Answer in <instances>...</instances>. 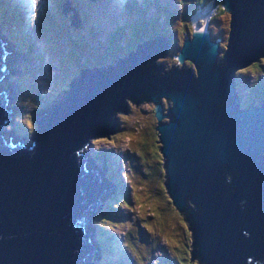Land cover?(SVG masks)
<instances>
[{
    "label": "water",
    "instance_id": "95a60500",
    "mask_svg": "<svg viewBox=\"0 0 264 264\" xmlns=\"http://www.w3.org/2000/svg\"><path fill=\"white\" fill-rule=\"evenodd\" d=\"M220 8L229 14L220 61L203 28L184 35L175 53L193 72L162 71L153 60L164 41L145 39L112 66L80 70L56 107L34 118L28 148L0 135V264L88 257L81 224L109 186L82 168L80 154L108 134L123 97L153 100L162 186L187 219L189 255L203 264H264V104L238 108L234 93L235 71L264 56V0H220ZM3 53L0 46V75ZM159 97L169 102L165 114ZM4 100L1 90L0 124Z\"/></svg>",
    "mask_w": 264,
    "mask_h": 264
},
{
    "label": "rangeland",
    "instance_id": "374dc122",
    "mask_svg": "<svg viewBox=\"0 0 264 264\" xmlns=\"http://www.w3.org/2000/svg\"><path fill=\"white\" fill-rule=\"evenodd\" d=\"M157 1L143 7L142 0H0L1 13L5 11L4 5L9 3L14 10L7 7L8 18L11 14L15 17V20L10 19L9 26L5 25L6 21L1 20L0 23V41L4 43L6 38L2 46L9 50L5 60L6 72L0 76V90H4L7 98L3 108L9 109L11 118L2 127L4 132L13 139L25 138L28 142L35 133L34 116L59 102L64 91L68 90L70 80L73 82L77 78L80 68H103L126 58L128 46H135L136 41L141 42L142 36H153L166 24L169 30L163 29L158 34L165 38L166 43L162 42V54L154 58V63L160 65L164 72L170 66L185 67L193 72V64L188 60L182 64L176 62L175 53L182 37L194 30L190 18L195 12L202 13L201 9L209 3L216 8L209 18L206 14L208 11L202 13L207 18L205 29L203 25L202 28L211 39L214 37L217 41L216 62L220 61L229 14L219 9L218 0ZM124 3L140 6V17L137 11L130 12L133 24L125 26L122 22H126L124 19L128 12L122 10ZM195 3L197 5L194 8ZM183 4L185 6L181 8ZM190 9L193 15L187 17L186 13ZM36 13V20L49 13L54 19L53 23L49 22V18L48 22L43 21L41 29L38 23L33 24ZM137 22L140 28L133 34L132 28ZM47 23L51 28L49 33L44 34ZM94 54L98 55L94 57ZM235 78L238 107L249 105L250 102L264 104L263 83L260 87H256L255 81L252 83L253 78H256V83L264 79L258 74L257 67L249 64L239 68L235 71ZM240 78L250 91L238 88L237 79ZM159 101L165 114L169 102L165 97H160ZM123 103L124 111L114 113V130L108 132L111 135L91 138L84 149V156H89L92 162L88 166L95 165L103 172L105 170L103 176L116 175L123 182L125 193L122 205L119 198L116 201L109 195L103 197L97 211L92 213L91 221L89 218L92 214L86 218V222L89 220L87 232H95L91 240L100 247L98 253L93 254L91 262L200 264L189 255L191 239L187 219L170 203L162 186V170L157 169L156 162L160 165V160H157L159 152L156 120L152 112L154 105L144 99L132 104L123 98ZM166 120L165 116L160 119L161 122ZM137 128L139 131H134ZM146 129L149 134H154L152 141L146 142L142 138V132ZM7 135L2 136L4 141L8 140ZM104 158L106 163L100 167ZM108 199L121 208L113 209L110 204H105ZM125 205L126 209L123 207ZM87 214L85 209L83 216Z\"/></svg>",
    "mask_w": 264,
    "mask_h": 264
},
{
    "label": "trees",
    "instance_id": "16d2710c",
    "mask_svg": "<svg viewBox=\"0 0 264 264\" xmlns=\"http://www.w3.org/2000/svg\"><path fill=\"white\" fill-rule=\"evenodd\" d=\"M66 1H71V0H66ZM197 1V0H196ZM219 1V0H218ZM127 2V1H126ZM149 2H154V3H157L158 1L157 0H151V1H148V0H142V3H143V7H146V6H148V3ZM186 4H189V2H187L186 1ZM10 4L9 3H6L4 6H5V11H3L2 13H1V11H0V23H1V20H3V21H6V26H9V24L11 23L10 22V19H13V20H15V17H13V15L11 14V17H9L8 18V15H7V13H9V12H6V9H7V7H11V6H9ZM195 5H197L196 3H195ZM184 6H185V4H183V6L181 7V8H184ZM194 6V5H193ZM193 8V7H192ZM191 8V9H192ZM11 9H12V11L14 10V7H11ZM191 9L190 10H188L187 11V13H186V16H187V14L191 11ZM220 9V8H219ZM122 10L123 11H125V12H128V15L126 16V19H124L126 22H122V25L123 26H125V25H128V24H133L132 22H131V19H132V16H130V12H138V16L140 17V6H138V5H134V3H132V4H128V3H124L123 4V6H122ZM221 10V9H220ZM11 11V12H12ZM36 18H38L37 17V13H36V15L34 16V18H33V24H35V23H38V27L40 26V28L42 29V27L44 26V24H43V21H45V22H48V20H49V18H50V20H49V22L51 21L52 23H53V21H54V19H51V17H50V15H49V13H45V15H43L42 17H41V19L39 20H36ZM44 18V19H43ZM43 24V25H42ZM142 27H143V23H142ZM50 26H49V24L47 23L46 24V27H45V30H47V31H45L44 32V34L45 33H49V30H50ZM140 28V24L137 22L136 23V26L135 27H133L132 28V30H134L132 33L134 34L135 32H136V30L138 31V29ZM145 28V27H144ZM161 29H160V31H155L154 32V35H158L159 33H161L162 32V30L163 29H166V30H169V26H168V24H166V25H164V26H161L160 27ZM31 30H32V23H31ZM34 30H35V28H34ZM36 31V30H35ZM38 32L39 33H41L40 32V30L38 29ZM153 37V36H152ZM14 38V37H13ZM142 38L143 39H145V38H148L147 36H142ZM149 38H151V37H149ZM163 39H164V37H162ZM214 37H212V39H213ZM142 41V40H141ZM137 43V41L135 42V44ZM133 47H135V46H128L127 47V50H126V52H128V51H130V50H132V49H134ZM98 54H94V57H96ZM89 56H91V55H89ZM158 65V64H157ZM250 65L251 66H254V67H257L258 68V74L260 75V76H262V78H264V56H262V57H260V58H258V60H256V61H254V62H252V63H250ZM93 67H96V66H93ZM81 69H90V71L92 72V68H87V67H83V68H80L79 70H81ZM79 70H78V72H79ZM256 78H253L252 79V83H253V81H255V84H256V87H260V86H262V83H263V88H264V79H261V81L260 82H257L256 83V80H255ZM238 81H239V84L237 85V86H239L238 88L240 89H246V88H248L247 87V85H245L244 84V81L242 80V78H240V80L239 79H237ZM72 81V79L70 80V82ZM251 83V84H252ZM68 84H70V83H68ZM251 84L249 85V89H250V87H251ZM235 86V85H234ZM240 89V90H241ZM248 89H246V91H247ZM248 91H250V90H248ZM234 93H235V96L236 97H238L239 95H238V93H236L235 92V90H234ZM34 118H35V116H34ZM35 120V119H34ZM35 125V124H34ZM34 125H33V127H34ZM35 128H36V126H35ZM134 131H139V128H137V129H134ZM117 134V133H116ZM111 134H108V136H110ZM145 138V140H146V142H148V141H152L153 140V138H154V134H149L148 133V130L146 129V130H144L143 132H142V138ZM149 137V138H148ZM157 151H158V146H157ZM159 154H158V156H157V160L159 161L160 160V165L156 162V164H157V166H158V168L157 169H159V168H161V170H162V172H161V174L163 173V168H162V161H161V158L159 159ZM107 160H109L108 158H106ZM143 162V161H142ZM105 163H106V161H105V158H104V160H101V163H100V165H105ZM144 163V162H143ZM105 167V166H104ZM129 168V167H128ZM107 169V168H106ZM104 172H105V170H104ZM133 175V173H131V175L130 176H132ZM107 179H109V177H110V179H112L113 180V182L115 183L116 182V185H115V189H117V191L115 192V189L113 190V192L112 193H110L109 194V197L110 198H113V200L114 199H116V201H117V199L119 198V201L121 202V205H122V202L124 201V198H125V193H124V184H123V182H121L118 178H117V176L116 175H112V176H105ZM115 178H117V179H115ZM115 179V180H114ZM163 179V178H162ZM110 181V180H109ZM115 193V194H114ZM114 194V195H113ZM120 194L123 196H120ZM113 195V196H112ZM108 197V198H109ZM105 204H110V206H111V208H116V209H118V208H121V206H118V205H113V203H112V201H110L109 199L108 200H106L105 201ZM125 209L127 208L126 207V205L125 206H123ZM110 208V209H111ZM104 209H106V205H105V208ZM175 209V208H174ZM95 224V223H94ZM95 226L97 227V225L95 224ZM133 227H135V226H133ZM190 237V236H189ZM112 238H114V236L112 237ZM100 248V247H99ZM110 253H111V251H110ZM190 259V258H189ZM194 259H197V258H194ZM167 261V260H166ZM165 261V262H166ZM122 262V261H121ZM121 262H119L118 264H121ZM169 262H171L170 260H169ZM176 262V261H175ZM172 263V262H171ZM103 264V263H102ZM152 264H156V262H153ZM172 264H178V262H176V263H172Z\"/></svg>",
    "mask_w": 264,
    "mask_h": 264
},
{
    "label": "bare ground",
    "instance_id": "6f19581e",
    "mask_svg": "<svg viewBox=\"0 0 264 264\" xmlns=\"http://www.w3.org/2000/svg\"><path fill=\"white\" fill-rule=\"evenodd\" d=\"M199 11V10H198ZM203 13V12H202ZM205 13V12H204ZM199 19H201L202 20V23H201V21L199 20ZM207 19V18H206ZM206 19H205V17L202 15V14H200L199 12H197V13H195L191 18H190V22H191V24H192V26H193V28H194V30H203V29H201L202 28V25H203V28L205 29V26H204V24H206ZM195 22V23H194ZM159 38H161V37H159ZM5 43H6V40H5ZM164 43H166V40L164 41ZM181 64V63H180ZM81 70H88V71H90V69H81ZM80 71V70H79ZM2 74V73H1ZM77 77L79 76V72H78V74L76 75ZM76 79V78H75ZM74 81V80H73ZM72 82V81H71ZM70 82V83H71ZM70 85H68V87H69ZM68 90H69V88H68ZM7 91H8V88H7ZM64 94H66V91H64ZM63 94V95H64ZM123 98H125V97H123ZM160 98V97H159ZM159 98H156V100L160 103V101H159ZM63 99V96H62V98L59 100V102L61 101ZM125 99H127V98H125ZM129 100V99H128ZM145 100V99H144ZM131 101V100H130ZM140 101V100H139ZM139 101H137V102H133V101H131V103L132 104H136V103H138ZM152 103H153V100H150ZM59 102H57V103H55L54 105H52V106H50L48 109H46V110H44V111H47V110H50V108L51 107H56V104H58ZM11 110H12V112H14V110L11 108ZM44 111H41L36 117H37V119H40V114L42 113V112H44ZM124 111V103H123V110H122V112ZM122 112H119V113H122ZM7 116H10V113H7ZM11 120V118H9V120L7 121V122H5L3 125H1L0 124V135H2V136H4V135H7L6 134V132H4V129H2V127L6 124V123H8L9 121ZM114 115L111 113V124H110V128H111V130H114L113 129V127H114ZM35 133H36V131H35ZM35 133H34V135L31 137V139L35 136ZM156 134H157V132H156ZM8 136V135H7ZM9 138H11V139H13L12 137H11V135H9L8 136ZM18 140H20L21 142H22V144H23V147L25 148H28L29 146H31L30 145V143H28L26 140H25V138H19ZM157 141H158V144H160V142H159V140H158V137H157ZM75 153H79L77 150H75ZM80 154V153H79ZM80 157L83 159V164H86L87 166L89 165L88 163L90 162L86 157H84L82 154H80ZM93 169L94 170V173L96 174V175H98V176H102L103 177V171L102 170H100L97 166H95V165H93V166H90V169ZM105 178V177H104ZM99 207H97V209H98ZM97 209H96V211H97ZM92 217H93V214L90 216V218H89V220L91 221V219H92ZM88 220V221H89ZM88 221L86 222L85 221V223H83V224H81V231H82V233H83V235L85 236L86 235V233H87V227H88ZM187 225H188V222H187ZM189 236L191 237V234H190V231H189ZM192 258H197L196 256H192ZM198 260V259H197ZM200 264H203L202 262H199Z\"/></svg>",
    "mask_w": 264,
    "mask_h": 264
},
{
    "label": "clouds",
    "instance_id": "9594fccd",
    "mask_svg": "<svg viewBox=\"0 0 264 264\" xmlns=\"http://www.w3.org/2000/svg\"><path fill=\"white\" fill-rule=\"evenodd\" d=\"M195 7H196V5L194 6V8H195ZM214 7H215V6H214L212 3H209L208 5L204 6L203 9H201V12H204L205 10L208 11L206 14H207V18H209V17L214 13V11H215V8H216V7H215V8H214ZM219 7H220V0H219ZM194 8H193V10H194ZM220 9H221V8H220ZM193 10H192V11H193ZM192 11H190V12L187 14V17H188V16L190 17V15H193V14H192ZM195 13H197V12H195ZM195 13H194V14H195ZM199 13H200V12H199ZM200 14H202V13H200ZM202 15H203V14H202ZM205 31H206V30H205ZM207 33H208V32H207ZM154 36H159V35H153V37H154ZM159 37H161V36H159ZM225 38H226V33H225ZM5 39H6V38H4V44H5ZM145 39H152V36H151V38L148 37V38H145ZM145 39H142V41L145 40ZM209 39H210V40H214V38L211 39L210 37H209ZM142 41H141V42H142ZM162 41H165V38L163 39V38L161 37L160 40H159V43L162 42ZM137 43H140V42H137ZM137 43L135 44V47H136ZM216 43H217V41H216ZM135 47H134V48H135ZM4 50L7 52L6 55L8 56V55H9V50H6V49H4ZM133 50H134V49H133ZM217 50H218V44H217ZM161 54H162V53H161ZM161 54H160V55H161ZM160 55H158V56H160ZM116 62H117V61H116ZM113 63H114V62H113ZM153 63H154V60H153ZM154 64H155V63H154ZM110 66H112V65H110ZM105 67H106V66H105ZM93 68H94V69H99L98 67H92V69H93ZM100 68H102V67H100ZM92 73H93V71H92ZM234 87H235V92H236V78H235V86H234ZM243 90H244V89H243ZM238 108H240V107H238ZM110 130H111V128H110ZM102 166H103V165H100V167H102ZM105 176H106V175H104V176L102 177V180H103V181L107 182V181L110 180V181L113 182L112 179H107ZM107 176H108V175H107ZM104 177H105V180H104ZM113 183H114V182H113ZM114 184H115V183H114ZM94 233H95V232H94ZM114 235H115V233H114ZM115 236H116V235H115ZM89 238H90V236H89ZM114 239H115V238H114ZM94 247H95V249H96V250H95V253H94V255H95V254L98 253L99 247L97 246V244H95ZM111 253H112V251H111ZM92 256H93V255H92ZM92 256H91L88 260H85V259H84V263H85V264H96V263H94V262H93V263L91 262V258H92ZM97 264H102V263H97Z\"/></svg>",
    "mask_w": 264,
    "mask_h": 264
},
{
    "label": "flooded vegetation",
    "instance_id": "af4514ba",
    "mask_svg": "<svg viewBox=\"0 0 264 264\" xmlns=\"http://www.w3.org/2000/svg\"><path fill=\"white\" fill-rule=\"evenodd\" d=\"M253 102H250V104L248 105H246V106H242L241 108H246L247 106H251V105H253V106H259L260 104H252ZM125 107V106H124Z\"/></svg>",
    "mask_w": 264,
    "mask_h": 264
}]
</instances>
